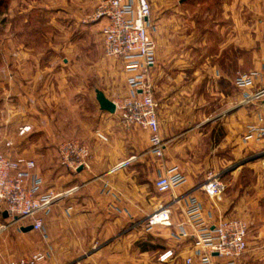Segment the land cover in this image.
Returning <instances> with one entry per match:
<instances>
[{"label":"crops","instance_id":"1","mask_svg":"<svg viewBox=\"0 0 264 264\" xmlns=\"http://www.w3.org/2000/svg\"><path fill=\"white\" fill-rule=\"evenodd\" d=\"M60 1L45 5L56 16L66 15L65 24H55L63 31L60 40L34 38L17 28L14 37L0 39L8 46L0 70L4 78L1 150L13 159L36 160L34 174L43 179L41 195L76 186L78 190L56 198L50 212L40 215L41 230L26 231L31 221L12 222L0 205V264L38 252L47 253L45 264H186L194 254L195 240H178L173 233L181 224L194 231L186 216L191 195L202 201L210 223L219 217L251 223L244 255L234 262L214 255L213 264H264V138L246 137L250 127L264 119V100L243 102L264 87V28L258 27L257 36L251 38L238 22L232 25L219 44H226L224 50L237 47L232 59L225 57L234 66L208 68L207 64L195 66L196 54L184 48L194 42L181 34L179 26L172 27L173 38H167L166 23L158 19L153 33L156 63L149 74L166 144L158 157L149 150V131L125 128L120 111L101 109L97 99L98 90L115 103L118 96L130 94L123 61L104 53L107 20H91L102 0ZM32 9L29 5L21 11ZM200 38V45L208 44V34ZM247 45H257L249 49V68ZM253 72L252 86L237 85L238 77ZM204 90L218 94V103L208 101ZM216 110L220 111L215 115ZM25 124L33 130L20 136L18 129ZM99 132L107 139H101ZM68 139L89 147L88 167L74 172L61 165L58 145ZM7 140L14 145L6 146ZM173 165H179L187 182L160 194L154 182ZM211 170L221 173L227 183L218 200L202 190ZM161 204L170 206L173 225L147 231L149 216ZM169 249L174 256L161 262L159 256ZM192 264H199L196 256Z\"/></svg>","mask_w":264,"mask_h":264},{"label":"built area","instance_id":"2","mask_svg":"<svg viewBox=\"0 0 264 264\" xmlns=\"http://www.w3.org/2000/svg\"><path fill=\"white\" fill-rule=\"evenodd\" d=\"M152 6L149 0H102L91 20L106 19L103 28L104 53L109 58L123 61L128 73L130 94L116 101L117 110L125 128L138 127L149 131L150 151L156 156L164 154L165 142L160 135L161 125L158 116V103L153 94V85L149 80L151 69L156 63V43L151 32L153 27ZM256 73L241 75L237 78L239 87L253 85ZM253 99L264 100V87L252 96H247L243 102ZM260 125L251 126L247 138H264V119ZM33 130L29 124L18 129L20 136H25ZM98 136L106 140L103 133ZM12 147L14 142L4 143ZM3 140L0 139V205H4L12 222L31 221L35 230L43 229V219L40 216L50 212L53 201L63 194L70 195L78 190L72 187L63 193L41 195L43 179L34 174L37 162L34 158L20 156L12 158L1 150ZM59 161L63 167L77 172L88 167L89 147L76 139L61 141L58 145ZM187 182L186 174L179 165L169 167L164 174L159 175L154 184L160 194L173 192ZM227 189V183L221 173L211 170L207 173L202 190L211 199H220ZM176 200V199H175ZM188 224L193 227L190 233L181 224L173 233L178 239L193 238L194 254L186 259V264L194 262V256L199 264H213V256L234 262L240 259L248 249L247 236L251 223L243 218L219 217L210 223L204 216L203 203L196 196H189L186 205ZM172 226L171 208L161 204L148 218L146 230L157 226ZM174 256L172 249L159 256L161 262H167ZM47 253L38 252L31 257H21L9 264H45Z\"/></svg>","mask_w":264,"mask_h":264},{"label":"rangeland","instance_id":"3","mask_svg":"<svg viewBox=\"0 0 264 264\" xmlns=\"http://www.w3.org/2000/svg\"><path fill=\"white\" fill-rule=\"evenodd\" d=\"M14 1H16V4L13 3ZM53 1L61 2L60 0ZM149 1L152 6V35L155 33V25L159 23V18H162L164 20L163 23H166V31H168L167 38H173L174 28L172 27L175 25L179 26L178 30L181 31V34L186 35L187 39L194 42V44H190L191 42L187 43L184 48L187 52L196 54L198 61L194 63L195 66L203 64H207L208 68L214 66V64H221L225 68L234 66V64H230L228 61L226 62L225 57L227 59H232L236 53L235 49L237 47L229 46V48L224 50L226 46L223 47V45L226 44H219L221 40L227 38L232 25H236L238 22L246 29L247 37L249 35L251 38L257 36V29L260 28V30H262L264 28V0ZM180 2L182 5H180ZM47 3L48 5H52V0H5L0 7V39L6 40L7 38L14 37V29L17 28V30H24L26 35H31L34 38L40 36L45 39V36H47L60 40L63 31L57 30L55 24H65L67 21L65 19L66 15L59 13L58 16H56V14L50 13V8H46L45 6ZM29 5H31L33 9L28 10V13L21 11L22 8ZM27 24H29L30 30H26ZM195 24L198 26V30L193 31L191 28H193ZM220 27H223L224 30ZM37 32L40 34L37 35ZM262 33H264V31H262ZM206 34H208L209 38L208 44L202 43V45H200V37H205ZM2 40H0V70H2L1 67L5 66L3 58L6 50H8V46H4ZM261 41H264V39H261ZM222 49L224 51H222ZM246 49V67L249 68L252 65V62H250L251 60H249L251 57L249 56V49H257V45H247ZM216 54L222 55L215 58ZM206 59H209V61ZM218 59L219 62L217 63ZM0 76L2 75L0 74ZM3 83L4 78L0 77V85ZM222 88L225 89L227 87L223 86ZM204 92L208 101L214 102V104L218 103V94L207 90H204ZM119 98L120 96L117 97V99ZM219 111L220 110H216L215 115ZM40 239L39 236V240Z\"/></svg>","mask_w":264,"mask_h":264},{"label":"water","instance_id":"4","mask_svg":"<svg viewBox=\"0 0 264 264\" xmlns=\"http://www.w3.org/2000/svg\"><path fill=\"white\" fill-rule=\"evenodd\" d=\"M97 99L100 103L101 109L109 111L111 113H115L117 106L116 103L112 100H110L108 97H106L105 93L102 91H97ZM82 168H80L79 170H81ZM5 216L8 217L9 214L7 211H5ZM33 228L32 225H29L28 227H25L24 229L27 230H31Z\"/></svg>","mask_w":264,"mask_h":264},{"label":"trees","instance_id":"5","mask_svg":"<svg viewBox=\"0 0 264 264\" xmlns=\"http://www.w3.org/2000/svg\"><path fill=\"white\" fill-rule=\"evenodd\" d=\"M4 1H5V0H1V1H0V7L3 5Z\"/></svg>","mask_w":264,"mask_h":264}]
</instances>
